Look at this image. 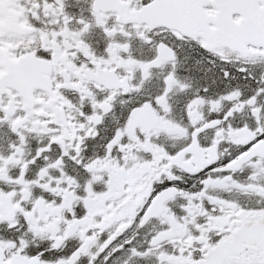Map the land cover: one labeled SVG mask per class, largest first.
<instances>
[{
    "label": "snow or ice",
    "instance_id": "1",
    "mask_svg": "<svg viewBox=\"0 0 264 264\" xmlns=\"http://www.w3.org/2000/svg\"><path fill=\"white\" fill-rule=\"evenodd\" d=\"M0 264H264V0H0Z\"/></svg>",
    "mask_w": 264,
    "mask_h": 264
}]
</instances>
